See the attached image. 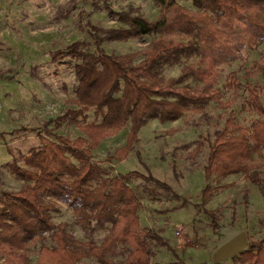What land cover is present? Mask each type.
Returning a JSON list of instances; mask_svg holds the SVG:
<instances>
[{
    "label": "trees",
    "instance_id": "1",
    "mask_svg": "<svg viewBox=\"0 0 264 264\" xmlns=\"http://www.w3.org/2000/svg\"><path fill=\"white\" fill-rule=\"evenodd\" d=\"M151 1L157 7L152 19L130 9L113 13L121 26L86 25L94 52L83 49L87 43L82 40L67 46L65 54L78 60L73 66L75 85L69 100L76 108L66 109L53 121L55 126L62 122L73 124L84 137H40L41 146L22 156L23 166L13 161L4 164L23 184L17 190L0 193V264H26L28 247L35 242L39 247L34 264H78L83 258L94 259L88 264H116L112 257L120 254L121 264H163L150 261L146 239L169 249L167 242L155 230L139 225V203L126 178L140 177L172 195L174 191L151 174L136 171L102 177L101 168L90 161L89 152L100 139L116 133L128 122L124 143L113 152L121 160L147 119L172 121L189 106L219 100L220 88L215 86L218 66L264 41V0H190L193 10L176 0ZM150 34L157 37L139 52L107 54L100 48L103 41H125ZM180 58H190L191 62L181 66L174 77L160 75L163 64ZM263 59L264 56L254 60L252 66L264 79ZM187 79L198 85H188ZM238 86L239 80L231 72L221 87L236 90ZM244 88L248 107L263 117L253 120L246 129L228 115L222 128L213 132L202 172L206 180L241 173L244 179L261 187L264 84L262 100L255 86L246 84ZM88 108L100 115L98 122L77 120ZM66 153L74 155L77 164ZM254 153L258 156L255 159ZM215 188L205 185L200 190L201 200ZM58 202L71 209L75 224L83 231L108 224L100 241H79L67 232L65 222H52L49 212L56 210ZM46 239L50 245L44 243ZM118 246L120 250H116ZM233 260L238 264H264V236L252 250L237 252Z\"/></svg>",
    "mask_w": 264,
    "mask_h": 264
},
{
    "label": "rangeland",
    "instance_id": "2",
    "mask_svg": "<svg viewBox=\"0 0 264 264\" xmlns=\"http://www.w3.org/2000/svg\"><path fill=\"white\" fill-rule=\"evenodd\" d=\"M176 1L194 9L190 0ZM130 9L147 19L157 14L151 0H0V193L17 190L23 184L4 164L13 161L23 166L22 156L41 146L40 137H84L73 124L62 122L55 126L53 121L66 109L76 108L69 100L75 85L73 66L78 60L65 51L72 42L82 40L87 43L83 49L94 52L86 25L121 26L113 13ZM156 37L150 34L125 41H103L100 48L107 54L139 52ZM262 56L264 41L242 50L235 60L219 65L215 84L220 88L219 100L189 106L172 121L147 119L123 159L113 152L123 145L128 122L116 133L100 139L89 152L90 161L101 168L102 177L136 171L151 174L174 191L172 195L140 177L126 178L139 203V225L158 232L169 247L146 239L151 262L238 264L233 260L237 252L252 250L264 236V186L250 183L241 173L206 180L202 172L213 132L222 128L228 115L246 129L253 120L263 117L248 107L244 88L246 84L255 86L262 100L264 79L252 66ZM188 62L190 58H180L178 62L163 64L160 75L174 77ZM231 72L239 80L236 90L221 87ZM185 83L198 85L189 79ZM77 120L98 122L100 115L88 108ZM195 147L197 152L192 151ZM66 154L77 164L74 155ZM260 154L264 156V148ZM252 157L258 156L254 153ZM205 185L216 188L201 200L200 190ZM49 215L54 223L65 222L67 232L79 241L90 238L98 243L109 226L104 224L91 232L81 230L63 202H58ZM174 225L183 227L179 235L174 234ZM231 231L243 234V249L219 252V244L227 242ZM44 243L50 245L47 239ZM38 247V242L29 245L26 264H34ZM120 249L121 246L116 248ZM112 259L121 264L123 255ZM92 261L93 258H83L78 264Z\"/></svg>",
    "mask_w": 264,
    "mask_h": 264
},
{
    "label": "water",
    "instance_id": "3",
    "mask_svg": "<svg viewBox=\"0 0 264 264\" xmlns=\"http://www.w3.org/2000/svg\"><path fill=\"white\" fill-rule=\"evenodd\" d=\"M228 240L219 248V252L229 251V250H241L244 247L245 241L244 236L241 232H229ZM243 251V250H242Z\"/></svg>",
    "mask_w": 264,
    "mask_h": 264
},
{
    "label": "built area",
    "instance_id": "4",
    "mask_svg": "<svg viewBox=\"0 0 264 264\" xmlns=\"http://www.w3.org/2000/svg\"><path fill=\"white\" fill-rule=\"evenodd\" d=\"M183 230V227L181 225H174V234L179 235Z\"/></svg>",
    "mask_w": 264,
    "mask_h": 264
},
{
    "label": "crops",
    "instance_id": "5",
    "mask_svg": "<svg viewBox=\"0 0 264 264\" xmlns=\"http://www.w3.org/2000/svg\"><path fill=\"white\" fill-rule=\"evenodd\" d=\"M222 244H223V243L219 244V246H218V247L220 248V247L222 246ZM178 246H181V245H178Z\"/></svg>",
    "mask_w": 264,
    "mask_h": 264
}]
</instances>
